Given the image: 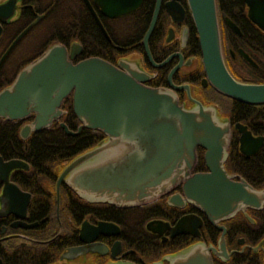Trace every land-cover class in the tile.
Segmentation results:
<instances>
[{"label":"flooded vegetation","instance_id":"af4514ba","mask_svg":"<svg viewBox=\"0 0 264 264\" xmlns=\"http://www.w3.org/2000/svg\"><path fill=\"white\" fill-rule=\"evenodd\" d=\"M257 1L214 0L223 64L229 75L242 83H264V30L247 16L248 10L260 12ZM117 3L115 0H0V81H7L0 89L53 43L67 49L72 46L73 50L79 47L72 63L86 58L82 57L85 47L95 46V57L117 67L135 65L147 75L140 83L155 88H171L168 73L180 62L170 82L174 86L185 85L188 92L184 88L172 90L178 104L191 107L189 93L203 105L213 106L216 116L227 122L229 139L222 167L232 182L258 193L257 204L238 208L230 216L212 223L191 202L184 201L179 206L166 203L169 195L183 196L181 183L148 203L121 207L89 203L60 184L58 202L54 187L48 189L53 195L52 211L38 218L37 213L30 214L31 193L11 180L14 172L29 169L20 160L27 168L11 170L8 180L28 193L29 198L24 210L15 208L18 217L4 214L6 208L0 206V264H169L180 250L173 249L179 243H186L181 249L195 243L204 245L211 264H264V103L248 104V108L237 110L223 108L212 97V88L202 85L201 64L198 65L190 50L184 49L194 30L187 0H160L154 26L146 40L154 63L170 57L158 66L151 64L142 42L155 0H134L131 9L129 4ZM117 10L127 11L116 13ZM226 18L238 32L226 24ZM86 36L89 38L84 39ZM67 99L72 113L71 98L67 96L57 106L58 119L49 126L65 124L62 118L67 113L64 104ZM235 111L239 113L236 119L232 117ZM32 118L30 115L14 122L20 127ZM75 120L78 126L79 121ZM97 132L100 137L95 145L104 139ZM204 152L202 147L195 148L191 174L208 171ZM63 186L66 199L72 201L74 195L88 204L86 214H79L82 204L78 202L79 212L69 215L60 196ZM187 216L191 219L183 226L185 231L172 233L171 227ZM149 221L154 222L155 231L146 229ZM98 222L114 224L113 232L95 235ZM147 249L153 251L149 253Z\"/></svg>","mask_w":264,"mask_h":264},{"label":"water","instance_id":"95a60500","mask_svg":"<svg viewBox=\"0 0 264 264\" xmlns=\"http://www.w3.org/2000/svg\"><path fill=\"white\" fill-rule=\"evenodd\" d=\"M129 4L134 0H115ZM260 12L248 10L251 22L264 30V0H258ZM248 3V2H247ZM195 31L202 67V85L245 104L264 103V83H242L233 79L222 61L214 0H187ZM160 0H155L152 15L143 36L145 53L152 65L146 40L154 26ZM127 10H117L120 13ZM255 13V14H254ZM232 30L236 26L225 19ZM238 32V31H237ZM79 51L53 43L22 67L13 80L0 89V119L30 123L18 129L20 139L31 132L50 127L58 119L60 101L71 98V110L79 121L76 130L58 122L64 134L74 136L82 128L97 130L104 139L68 161L56 176V203L60 184L66 185L78 197L89 203H104L116 207L148 203L181 183L182 195L167 197L168 205L191 202L212 223L230 216L238 208L257 204L256 192L244 184L232 182L222 167L226 156L229 128L220 120L213 106L203 105L189 96L191 107L178 104L173 89H188L185 85L149 87L140 83L147 75L135 65L114 66L89 56L75 63L71 60ZM205 149L208 171L191 174L195 148ZM16 168H27L17 159L3 161L0 157V206L4 214L19 216L15 208L23 209L29 194L8 180ZM179 203V204H178ZM2 215V214H0ZM191 217L180 218L171 227L172 233L184 232ZM154 222L146 223L155 231ZM114 224L98 222L95 235L113 232ZM169 264H211L204 245L195 243L180 249Z\"/></svg>","mask_w":264,"mask_h":264},{"label":"trees","instance_id":"16d2710c","mask_svg":"<svg viewBox=\"0 0 264 264\" xmlns=\"http://www.w3.org/2000/svg\"><path fill=\"white\" fill-rule=\"evenodd\" d=\"M150 7L151 4L149 5V8ZM86 38H89V36H86L84 39ZM184 49L187 51L190 50L200 66L199 51L194 30H192L190 39ZM87 56H95V46L85 47L82 57ZM199 71L201 72V69H199ZM6 83L7 81H0V87ZM210 91L215 101H218L223 108H227L228 106L231 110H237L250 106L224 97L214 92L212 89ZM64 104L67 107V113L62 120L65 122L68 129L75 130L77 121L70 111V100L67 99L64 101ZM238 115L239 113L236 111L232 113V117L235 119ZM18 128V122L0 119V156L3 159H19L29 165L27 171L14 172L11 176V180L16 182L21 189L31 193L32 197L29 204L30 214L33 216L37 213L38 218H40L49 215L52 211L53 195L48 192V189H53L57 174L74 156L93 147L99 139L100 134L95 130L82 128L79 133L74 136L66 135L59 126L53 124L46 129L31 133L27 139L21 140L18 137ZM63 189L64 186L60 189V196L62 195V199L65 201L69 215L71 216V213H75L76 211L79 212L80 207L78 204L80 203L82 204V211L79 212V214H86V206H88V204L77 199L72 194L74 199L69 201L66 199V191ZM61 201L60 198V203ZM185 244L186 243H179L173 249L179 250V248L181 249ZM147 251L150 253L153 250L147 249Z\"/></svg>","mask_w":264,"mask_h":264},{"label":"rangeland","instance_id":"374dc122","mask_svg":"<svg viewBox=\"0 0 264 264\" xmlns=\"http://www.w3.org/2000/svg\"><path fill=\"white\" fill-rule=\"evenodd\" d=\"M14 53L16 54V51Z\"/></svg>","mask_w":264,"mask_h":264}]
</instances>
